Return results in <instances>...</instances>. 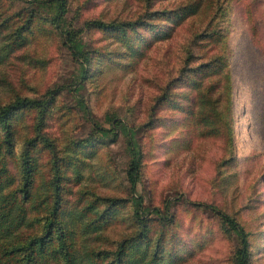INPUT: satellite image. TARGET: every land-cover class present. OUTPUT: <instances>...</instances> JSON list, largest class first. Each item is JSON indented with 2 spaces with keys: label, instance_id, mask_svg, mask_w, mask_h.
Wrapping results in <instances>:
<instances>
[{
  "label": "rangeland",
  "instance_id": "374dc122",
  "mask_svg": "<svg viewBox=\"0 0 264 264\" xmlns=\"http://www.w3.org/2000/svg\"><path fill=\"white\" fill-rule=\"evenodd\" d=\"M184 1L160 0L150 6L171 9ZM210 6V13L219 14L226 9L230 13L231 9L228 24V15L218 16L212 24L221 33L226 27L229 31L227 40L223 39L231 53L234 158L227 163H223L229 153L224 134L219 137L207 131L210 125L203 118L195 116L182 124L181 112L163 106L156 114L164 122L152 129L148 125L153 100L177 75L186 42L200 33L207 20L204 16L184 20L172 29L170 37L153 42L137 57L134 53L120 54L126 46L118 36L89 30L85 21L134 19L145 11V0H65L63 29L78 31L77 38L89 54L106 52L103 59H95L90 77L78 84L75 92L78 64L62 44L59 31L46 23L49 12L31 0H0V20L17 12L37 18L28 42L0 62V104L10 100L15 92L35 98L54 90L48 131L61 144L66 140L88 141L94 124L111 127L104 118L109 115L123 121L141 145L142 165L134 192L124 177L128 152L122 131L113 126L115 137L106 138L82 159V176L73 190L85 187L97 201L121 203L98 232L99 237L89 235L76 240L77 256L83 255L86 246L112 251L122 238L137 233L132 198L139 197L141 218L156 221L149 226L153 242L158 233L157 218L168 223L173 216L177 243L197 241L190 254L182 257L180 253V259L171 264L233 263L240 247L239 237L217 212L234 218L244 231L251 233L249 263L264 264V0H210ZM211 53L220 52L214 46L207 57ZM220 104L218 101V110ZM206 114L205 108L201 117ZM25 127L21 138L26 134ZM17 143L16 152L21 148L20 140ZM144 247L140 246V250ZM80 260L85 264V259Z\"/></svg>",
  "mask_w": 264,
  "mask_h": 264
},
{
  "label": "trees",
  "instance_id": "16d2710c",
  "mask_svg": "<svg viewBox=\"0 0 264 264\" xmlns=\"http://www.w3.org/2000/svg\"><path fill=\"white\" fill-rule=\"evenodd\" d=\"M31 1L49 12L45 16L46 23L59 31L62 44L77 61L78 72L73 83L76 92L77 85L90 77L95 59H103L106 52L98 50L93 55L89 54L83 50V44L77 38L78 31L63 29L61 23L65 0ZM157 1L160 0H145V11L134 19L108 23L87 20L85 25L89 30L112 32L126 46V50L120 54L134 53L140 57L153 42L170 37L172 29L184 20L204 16L207 20L200 33L192 35L186 42L185 57L177 75L165 84L153 100L148 125L152 129L164 122L156 114L163 106L181 112L179 122L182 124L195 116L203 118L210 125L207 131L219 137L224 134L227 140L229 153L223 163L233 161L231 53L223 39L227 40L229 31L226 27L221 33L212 25L218 16L224 18L225 15H228V24L231 9L230 13L227 9L219 14L214 11L210 13V0H185L171 9L150 6ZM1 14H4V10ZM249 15L248 12L249 25L254 34L255 27ZM36 21L34 14L20 12L1 18L0 62L6 61L28 42ZM251 36L254 39L252 33ZM214 46L220 53H211L207 57ZM204 76L208 77L203 81ZM54 92L48 90L35 98L20 96L15 92L10 100L0 104V264H81L79 258L85 259V264H171L180 259V253L182 257L190 254L197 241L183 240L177 243L175 238L178 235L175 227L172 228L177 224L174 216L168 218V223L157 218L158 233L152 241L149 226L150 223L154 226L156 221L148 222L147 217L141 218L143 209L140 198L134 196L132 216L138 232L122 238L112 251L86 246L83 255L77 256L76 240L89 235L99 237L98 232L121 203L119 200H108L106 203L97 201L85 191L88 190L85 187L73 190L82 176L80 170L85 154L98 148L106 138L115 137L114 128L122 131L128 152L124 177L129 190L134 192L143 152L141 145L133 139V131L123 121L109 115L104 118L111 127L94 124L88 141L58 142L48 131ZM212 93L215 95L211 96ZM77 101L85 112L82 100L78 98ZM218 101L222 106L219 110ZM205 108L206 117H201ZM24 125L26 134L21 138ZM18 140L21 148L16 152ZM212 209L217 212L215 208ZM153 210L158 213L157 208ZM217 213L239 237L240 247L235 252L232 264H250L247 250L251 251V233L244 231L234 218ZM142 245L146 248L140 250Z\"/></svg>",
  "mask_w": 264,
  "mask_h": 264
}]
</instances>
